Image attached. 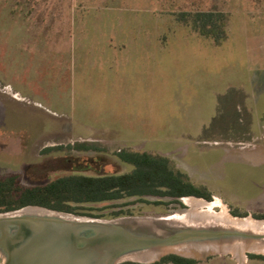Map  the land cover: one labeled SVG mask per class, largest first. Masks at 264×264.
Here are the masks:
<instances>
[{"label": "rangeland", "instance_id": "374dc122", "mask_svg": "<svg viewBox=\"0 0 264 264\" xmlns=\"http://www.w3.org/2000/svg\"><path fill=\"white\" fill-rule=\"evenodd\" d=\"M196 11L227 16L228 39L214 47L175 20ZM261 92L264 0H0V178L34 186L72 169L124 174L131 167L114 154L125 149L168 158L211 194V208L132 198L79 214L122 210L98 219L153 233L193 214L225 226L200 218L208 209L264 215ZM75 144L90 149L67 148ZM248 255L264 256L196 262L264 264Z\"/></svg>", "mask_w": 264, "mask_h": 264}, {"label": "water", "instance_id": "95a60500", "mask_svg": "<svg viewBox=\"0 0 264 264\" xmlns=\"http://www.w3.org/2000/svg\"><path fill=\"white\" fill-rule=\"evenodd\" d=\"M160 226L164 233L137 232L117 220L28 206L0 214V264H155L170 255L203 262L232 255L213 246L264 242V235L234 227L167 220Z\"/></svg>", "mask_w": 264, "mask_h": 264}, {"label": "trees", "instance_id": "16d2710c", "mask_svg": "<svg viewBox=\"0 0 264 264\" xmlns=\"http://www.w3.org/2000/svg\"><path fill=\"white\" fill-rule=\"evenodd\" d=\"M176 21L191 33L217 47L228 39L227 16L212 11L182 12L176 15ZM262 104L264 102L262 101ZM259 106L262 107L261 104ZM73 150H89L84 145L68 147ZM45 149L44 153H49ZM120 163L128 165L131 170L124 174L103 176H86L70 174L54 178L45 184L23 186L16 176L0 178V214L17 211L34 206L91 218H117L128 213L114 211L111 215H84L76 212L77 207L88 204H102L126 199H138L146 204L176 203L185 197L201 198L211 201L210 192L203 186H195L179 170H175L168 158L151 155L146 152L123 150L117 154ZM147 198L157 201L149 203ZM165 203V204H169ZM115 205L112 208L125 207ZM235 217L246 214L232 212ZM254 219L264 220V215H254ZM251 260H264V256L248 255ZM122 264H137L126 262ZM155 264H197L196 261L170 255Z\"/></svg>", "mask_w": 264, "mask_h": 264}, {"label": "bare ground", "instance_id": "6f19581e", "mask_svg": "<svg viewBox=\"0 0 264 264\" xmlns=\"http://www.w3.org/2000/svg\"><path fill=\"white\" fill-rule=\"evenodd\" d=\"M185 200H189L188 202L192 208H195L199 204H205L208 208L212 207V204L211 205L207 204L208 202L203 200V199H199V198H195V197H188ZM195 213H197V212H195ZM200 214H202V215H200V218L203 216L206 217L205 215H207V216L211 215L216 222H223L225 224L224 227H234V228H239V229H243V230H247V231H252L254 233H258L259 231H261V230H259L261 228L264 229V220H256V219H252V218L242 219V218H237V217H231L228 214H226L225 212H223L221 214H217L214 216V215H212L213 213L210 209H208L207 211H204L203 213H200ZM190 216H192V215H190ZM186 217H188V216H186ZM192 217H193L192 218L193 220H191V218H189V219L185 220V222L182 221V222H177V223L187 224V225H194V224L200 225L201 223H203V222H198L200 220H199V216H197L196 214H193ZM194 217H196V218H194ZM179 220H181V219H179ZM203 224L206 225V223H203ZM214 225H216V224H214ZM205 249H207V248H205ZM208 249H214V250L217 249L218 251L223 250L224 252L230 251L234 257H236L237 259L240 260L241 257L245 255L244 251H249V252L254 253V254L263 255L264 254V242L253 243V244H249V245L244 244L241 246H234V247H214L213 246V247L208 248Z\"/></svg>", "mask_w": 264, "mask_h": 264}, {"label": "flooded vegetation", "instance_id": "af4514ba", "mask_svg": "<svg viewBox=\"0 0 264 264\" xmlns=\"http://www.w3.org/2000/svg\"><path fill=\"white\" fill-rule=\"evenodd\" d=\"M75 145H77V144H75ZM75 145H73V146H75ZM68 148V147H67ZM48 149V148H47ZM69 150H73V149H69ZM123 150H125V149H122V150H119V151H116V153L114 154L115 155V157L117 158V154L118 153H120L121 151H123ZM75 151H83V150H75ZM85 151V150H84ZM69 163H71V161H68ZM67 162V163H68ZM96 162H94V161H91L87 166L88 167H91V166H95L96 164H95ZM252 168H256V167H252ZM257 168H259V167H257ZM87 171H89V170H74V169H72V170H69V172L68 173H64V174H62V175H60V176H57V177H62V176H65V175H70V174H78V175H86V176H103V175H108V173L106 174V173H103V170L101 169V171L100 172H98V173H95V174H86V172ZM56 177V178H57Z\"/></svg>", "mask_w": 264, "mask_h": 264}, {"label": "crops", "instance_id": "0c3cea01", "mask_svg": "<svg viewBox=\"0 0 264 264\" xmlns=\"http://www.w3.org/2000/svg\"><path fill=\"white\" fill-rule=\"evenodd\" d=\"M115 48H112V50H114ZM259 95H260V97H264V92H261V93H259ZM258 95V96H259ZM264 111H263V108L262 107H259V112L258 113H263ZM257 113V112H256Z\"/></svg>", "mask_w": 264, "mask_h": 264}]
</instances>
